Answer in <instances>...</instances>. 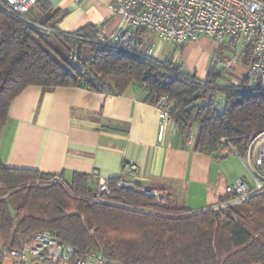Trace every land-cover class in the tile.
<instances>
[{"label": "trees", "instance_id": "obj_1", "mask_svg": "<svg viewBox=\"0 0 264 264\" xmlns=\"http://www.w3.org/2000/svg\"><path fill=\"white\" fill-rule=\"evenodd\" d=\"M105 25V24H102ZM86 26L74 34L92 36ZM72 45L46 38L26 22L0 12V132L8 121L13 100L28 86L86 88L101 91L111 84L123 94L133 83L151 94H167L177 102L172 114L183 136L196 129L192 150L215 161L242 152L250 135L264 131V90L251 89L247 79L221 84L220 74L209 67L208 84L225 96L221 112L170 57L151 60L101 51L82 70L68 60ZM84 56L85 50L78 48ZM249 62L248 50L243 58ZM94 75L90 76L91 71ZM225 139V143L221 139ZM58 177L59 182L54 178ZM118 178L109 179L110 200L124 206L149 208L162 215L143 214L125 207L92 203L89 177L74 173L70 182L37 170L7 168L0 160V239L18 246L41 230H50L74 249V258L87 250L101 251L105 264H254L264 262V194L247 203L221 210L192 212L153 200L130 189L114 190ZM39 182V185L35 183Z\"/></svg>", "mask_w": 264, "mask_h": 264}, {"label": "crops", "instance_id": "obj_2", "mask_svg": "<svg viewBox=\"0 0 264 264\" xmlns=\"http://www.w3.org/2000/svg\"><path fill=\"white\" fill-rule=\"evenodd\" d=\"M112 0H39L26 18L29 22L75 33L86 26L97 29L118 24L109 9ZM170 57L182 71V51ZM184 50H183V49ZM214 52V47L210 51ZM192 71V72H191ZM195 73V70L183 71ZM147 93L133 83L118 94L111 84L101 91L86 88L28 86L11 103L8 121L0 132V160L7 168L37 170L70 182L74 173L89 177L96 189L101 179L124 178L135 185L158 189L173 206L192 212L211 208L226 198L219 193V161L198 153L187 138L167 128L158 140L159 119ZM135 165L133 176L125 174ZM247 172V171H246ZM248 174V173H247ZM230 182L241 177L234 174ZM226 183V186L230 184Z\"/></svg>", "mask_w": 264, "mask_h": 264}, {"label": "built area", "instance_id": "obj_3", "mask_svg": "<svg viewBox=\"0 0 264 264\" xmlns=\"http://www.w3.org/2000/svg\"><path fill=\"white\" fill-rule=\"evenodd\" d=\"M39 0H0V12L8 17L26 22L38 34L69 42L68 60L82 70L107 51L112 56L130 54L158 60V50L165 44L176 49L189 43L207 38L215 43L210 67L220 74L241 82L247 79L251 89L264 90V0H112L109 9L118 24L109 29L101 25L92 36L61 32L55 28L29 22L26 15ZM79 3L81 0H75ZM78 48L85 50L84 56ZM222 51L218 53L220 50ZM246 50L249 62L244 65ZM241 68H245L241 71ZM90 76L94 75L92 70ZM201 92H207L205 103L218 96L222 103L219 86L206 80L190 78ZM158 114V140L161 141L170 126L173 134L179 130L172 114L177 102L167 94H151ZM193 134L187 137L191 147ZM221 142L225 143L222 138ZM248 173V179L238 178L225 187L226 198L212 207L221 210L241 206L252 197L264 194V131L250 135L243 151L230 147ZM136 166L131 165L125 174L133 176ZM59 182L58 177L54 178ZM39 185V182L35 183ZM130 189L149 197L155 204L166 205V194L145 185H135L120 177L114 190ZM109 179H101L94 190L92 203L125 207L143 214L162 215L149 208L124 206L110 200ZM101 251L87 250L81 257L74 258V249L59 241L50 230H41L21 241L18 246L4 244L0 240V264H105ZM264 264V262L254 263Z\"/></svg>", "mask_w": 264, "mask_h": 264}, {"label": "rangeland", "instance_id": "obj_4", "mask_svg": "<svg viewBox=\"0 0 264 264\" xmlns=\"http://www.w3.org/2000/svg\"><path fill=\"white\" fill-rule=\"evenodd\" d=\"M213 47L215 49L216 47L215 43L211 40H208L207 38H201L197 42L190 44L186 51H182V58L184 59L182 71L195 70L197 73V75L195 76L198 79L205 80L207 76V71L210 67V61L212 59V54L210 51L213 49ZM173 48L174 46L172 44L166 45L164 47L162 56L173 55L174 53ZM221 51L222 49L218 53H220ZM244 69L245 68H241V71H243ZM232 81H234L233 78L229 76H227L225 79H221V78L218 79V82L221 84L231 83ZM213 99L214 102H216V110L218 112H221L224 106L225 96H222V103L220 104H218L219 98L217 95L214 96ZM195 131L196 129L195 127H193L191 130L193 136H195L196 133ZM219 167L222 174L221 175L222 178L218 182L219 193H221L224 196L226 195L225 194L226 183L232 180L231 177L234 174H237L241 177H246V178L248 177V174L244 166L242 165L241 161L234 153H231L226 158L219 161ZM208 209L210 210L212 209V207ZM208 209H204L201 211H206Z\"/></svg>", "mask_w": 264, "mask_h": 264}]
</instances>
